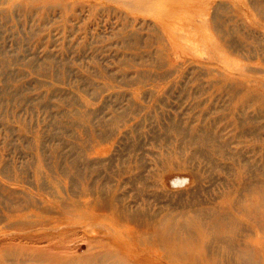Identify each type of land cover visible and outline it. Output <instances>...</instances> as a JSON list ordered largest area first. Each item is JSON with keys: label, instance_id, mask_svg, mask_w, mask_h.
I'll list each match as a JSON object with an SVG mask.
<instances>
[{"label": "rangeland", "instance_id": "374dc122", "mask_svg": "<svg viewBox=\"0 0 264 264\" xmlns=\"http://www.w3.org/2000/svg\"><path fill=\"white\" fill-rule=\"evenodd\" d=\"M177 1L187 9L171 17L179 4L169 0H0V184L20 187V199L33 212L46 214L45 207L53 204L59 214L66 202L72 207L96 198L139 210L133 219L131 212L120 210L113 221L107 211L97 225L113 222L125 228L134 221L143 230L145 220L156 221L179 203L180 194L163 192L160 178L166 172L191 170L197 195L206 201L223 188H234L235 171L224 167L232 161L220 157L211 169L198 158L190 137L241 135L247 148L264 152V0L241 5ZM202 4L210 23L193 19L196 31L175 35L173 41L154 21L163 18L176 26ZM224 67L255 80L235 82ZM1 207L2 245L16 228L4 229L11 211ZM239 218L243 224L238 228L214 233L207 226L179 250H209L215 264H262L264 258L248 241L252 235L243 230L248 219ZM95 226L88 232L77 225L63 233L52 230L57 233L52 237L11 242L26 252L70 254L79 257L74 259L78 264L129 262L115 244L97 235L101 228ZM177 236L178 242L188 235ZM162 248L153 252L155 259L167 254ZM241 256L247 257L245 263ZM174 259L159 262L184 264L179 256Z\"/></svg>", "mask_w": 264, "mask_h": 264}, {"label": "bare ground", "instance_id": "6f19581e", "mask_svg": "<svg viewBox=\"0 0 264 264\" xmlns=\"http://www.w3.org/2000/svg\"><path fill=\"white\" fill-rule=\"evenodd\" d=\"M244 1L245 0H231V2L235 5H241ZM174 2L178 3L179 7L178 9L176 8L170 10L169 15L167 16L172 17L177 14L180 15L184 9H187L188 5L184 7L183 3L177 0H169L168 4ZM184 4L186 3L184 2ZM148 8L150 9L151 7ZM194 9L195 10H193V12H189V14L187 13L190 15L188 19L184 18L183 22L178 23L176 26L171 25L168 21H164L163 18H156L154 21L163 30L169 40L173 41V37L175 35H189L191 32L196 31L193 19H204L205 24L210 23L211 19H209L207 8L204 4L194 7ZM203 47H208L211 52L216 53L215 49H213V47H209L207 44H203ZM227 61H229L228 58ZM222 70L228 78H231L235 82L239 81L249 84L253 83L255 80V78H243L238 76L237 72H235L232 68L230 70L224 67ZM215 134L216 133H206V135L202 137L192 136L190 137V143L196 148L197 154L199 155L198 158L205 160L206 164L209 165L211 169L217 168L215 165L218 163L217 160L220 157H225L232 161L231 164L223 165L224 167H228V170L231 171L233 169V171H235L237 180L235 181L234 188H223L217 195L212 197L209 196L211 200L206 201L202 200L203 198L197 195L194 188L196 186L193 179L194 175L191 170L174 169L170 172H166L160 178L163 192L170 193L172 195L180 194L178 197L176 195L179 203L176 202V205L173 206L170 212L158 215L160 216V220L158 219L155 221L152 218L145 220L142 225L143 230H137L134 221H128L132 225H124L125 228H121L113 222H108V224H106V222L102 224V222L100 223L101 225H97L98 223H95L99 221L98 216H106L108 213L107 211H110V219L113 221L117 216V212L120 210L126 211L127 213L131 212L132 216L129 219H133L132 217L135 216L134 213L139 212V210L134 211L131 209L128 211L120 209L118 208L117 203H114V205L109 203V205L108 202H102L100 199L95 198L92 200L85 199L82 202L79 201L80 203L77 201L78 203L72 205V207H69L71 205H68L67 207V202L65 203L62 201L65 205H61L56 202V204L62 206L60 208L63 209L66 207L64 210H60L59 214L56 213L54 205H48L50 203L48 202V206H46V210H44V213L46 212V214H39L33 212L29 205H24V200L20 199V187H6L7 185L4 186L0 184L1 206L11 211V213L12 210H15L12 213L13 216L11 213L9 214L10 216L7 215L9 222H6L7 224L3 223V227L5 230H7L8 227L13 226L16 228V232L7 234L6 236H8V240L2 245L0 244V249L2 251L0 252V264H78V260L74 259H79V257L74 258L70 254H43L36 249L27 250L26 252L25 246L19 245L20 243L11 242V240L16 238L21 241H28V239L32 238H42L46 236L52 237L53 234H57L53 232L54 230H57L59 233H63L64 229L77 225L86 226L88 229L87 232L90 231V229L92 231V227L95 225V227L101 228V230L98 231L99 234L97 235H101L106 238L108 242L115 244L116 252L118 253L121 251L125 259L129 260V262L126 261L122 264H158L159 260L166 262L169 259L172 262L173 260H177L174 259L177 256L184 259L182 261L184 264H215V261L211 260L214 259L212 256L213 253H210L209 250L208 252L206 251L207 253L204 252L200 254V252L198 253L197 251V253H195L191 250H179V246L182 243H190L191 245L196 240L194 234L197 233V231L202 232L204 228H208L209 226L214 227V233L227 231L233 229L234 227L238 228L242 223L239 220V216L241 218H247L248 220L245 224L249 225V227L244 226L246 229L240 228V230H246L252 235V238L248 239V241L255 247V254L264 258V236H262V233L264 232V152L261 150L256 151L254 149L247 148L242 143L241 135H233L238 138H235V144H232L233 136L230 137L226 135L224 137L222 133ZM241 150H245V152ZM244 153H248V155ZM236 162H239L242 165L241 169L237 167L233 168L232 164H235ZM243 171L247 173L246 177L244 176ZM197 185L200 188L201 184ZM184 193H186V195H184ZM59 203H61V201ZM215 206H217L215 212L211 211V208L214 209ZM22 207L32 210V212H18V210ZM2 209L3 208L1 207V211ZM203 209H207V212ZM169 213H174V215H170ZM178 215L182 216L184 219L178 221ZM249 215H254L253 221ZM190 220H193V223H195L193 226H188V222H190ZM0 221H2L1 217ZM194 226L195 228L193 229ZM212 227H210V229ZM183 232H185L188 236L185 237V240L183 238L182 241L179 235ZM176 235L179 236H177L178 242L176 241ZM91 238L93 239L96 237ZM209 240L211 241L210 237ZM217 241H220V238ZM223 241V244L226 245L225 240ZM0 242L4 241L0 240ZM209 244L210 242L208 245ZM219 244H221V242ZM227 246L232 247L231 244L226 245V247ZM161 247L166 249L167 254L165 253L162 259L157 260L154 258L153 252L161 249ZM208 247H206V249ZM232 248L234 249V247ZM232 248H230V250ZM230 252H232V250ZM197 255H201L202 257H198ZM230 257H232V255ZM237 257L235 255V257H232L233 259H231L233 261H237ZM187 259H190L191 261L187 262ZM240 259L244 260V263L247 261V257L246 261L242 256ZM97 262L99 263V261ZM109 263L110 262H108V264ZM159 263L161 264V262ZM216 263L219 264L221 262L218 261ZM262 264H264V262H262Z\"/></svg>", "mask_w": 264, "mask_h": 264}]
</instances>
